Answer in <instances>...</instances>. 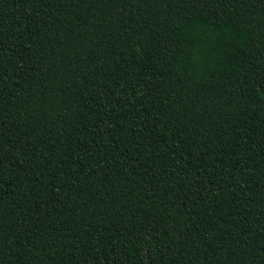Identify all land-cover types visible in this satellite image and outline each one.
Wrapping results in <instances>:
<instances>
[{
    "label": "trees",
    "instance_id": "trees-1",
    "mask_svg": "<svg viewBox=\"0 0 264 264\" xmlns=\"http://www.w3.org/2000/svg\"><path fill=\"white\" fill-rule=\"evenodd\" d=\"M0 264H264V0H0Z\"/></svg>",
    "mask_w": 264,
    "mask_h": 264
}]
</instances>
